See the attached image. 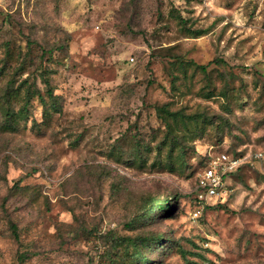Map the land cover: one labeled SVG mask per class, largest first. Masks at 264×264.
Segmentation results:
<instances>
[{
  "label": "rangeland",
  "instance_id": "rangeland-1",
  "mask_svg": "<svg viewBox=\"0 0 264 264\" xmlns=\"http://www.w3.org/2000/svg\"><path fill=\"white\" fill-rule=\"evenodd\" d=\"M190 61L205 73L183 75ZM162 106L185 116L182 156ZM221 152L248 162L195 217L201 161ZM137 237L163 239L146 262L110 249ZM206 263L264 264V6L0 0V264Z\"/></svg>",
  "mask_w": 264,
  "mask_h": 264
},
{
  "label": "trees",
  "instance_id": "trees-1",
  "mask_svg": "<svg viewBox=\"0 0 264 264\" xmlns=\"http://www.w3.org/2000/svg\"><path fill=\"white\" fill-rule=\"evenodd\" d=\"M178 16V19L179 21L181 22L182 19L179 15ZM193 34L196 35V31H192ZM221 62V61H220ZM188 69H193L194 71L195 70H200L202 72L205 73L206 71V67L205 66H202V65H197L193 62H182L180 63V67H179V70L182 71L183 75H185L187 73V70ZM40 77L43 78V82L45 83L46 86H49V83H48V79L47 77H45V74L42 73V71L40 72ZM23 82H26L25 80ZM18 89H15L12 93H9V96L6 97L7 101L10 102V100L14 99L16 96H17V91ZM52 88L48 87V89L46 90V94L48 95L49 99L51 101H55V96L53 95V92H52ZM28 93V94H27ZM26 93V96H23V102H22V105L19 109V113L21 112H24L26 110V107L29 103V99L32 97L31 93L28 91ZM31 94V95H30ZM44 95H39L38 94V99L40 100V102H44ZM51 108H55L56 107V104L53 102L51 105ZM15 113H7V115L9 116V118L13 117ZM158 118L162 121V123L164 124L165 128L167 129L166 131V136H165V139L167 140L169 136L172 135V138L170 139V143L168 145V148H167V155L170 157L171 156V152L173 151V147L174 145H178L179 146V151L177 153V156H179L181 154V156L183 155V145L181 144L180 145V140H181V137L180 136H177L175 135L174 133V130H175V127H178V126H183L184 123H185V116L183 113L179 112V111H176V112H171L169 111L165 106H162L158 109ZM174 126V127H173ZM228 153V152H226ZM228 154H232V155H236V156H240V155H237V154H233V153H228ZM242 156V155H241ZM201 166H204V161H201ZM155 208H158L160 210H163L165 212H168L171 208H172V205H171V200L166 198L164 200H162L161 202H159ZM148 212H152L153 210V207L151 208H148L147 209ZM15 232V230H14ZM119 241H114L111 245H110V249H113V248H118L119 246L121 245H124L125 243V249H126V246H132L134 251H135V254L136 255V259H144L143 257V253H142V249L146 248V247H150V245H158L160 242H162L163 239H151L149 240L148 238L146 237H137L136 239H118ZM170 241H168L169 243ZM163 248H168V244L166 245H163ZM127 250V249H126ZM27 258V254L25 253H22L19 255V260L20 261H24L25 259ZM145 260V259H144ZM147 260H145L146 262Z\"/></svg>",
  "mask_w": 264,
  "mask_h": 264
},
{
  "label": "built area",
  "instance_id": "built-area-1",
  "mask_svg": "<svg viewBox=\"0 0 264 264\" xmlns=\"http://www.w3.org/2000/svg\"><path fill=\"white\" fill-rule=\"evenodd\" d=\"M252 2L258 6H264V0H252ZM249 158L258 159L259 155L254 154ZM246 162L248 161L245 157L226 152L218 153L209 158L197 178L196 201L198 206L194 211L195 217L200 215L208 200H223L225 198V179L239 170Z\"/></svg>",
  "mask_w": 264,
  "mask_h": 264
}]
</instances>
